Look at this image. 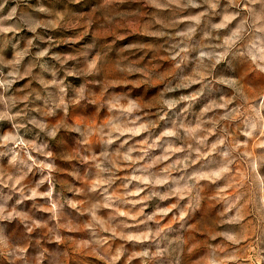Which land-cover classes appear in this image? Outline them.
Instances as JSON below:
<instances>
[{
  "label": "clouds",
  "instance_id": "9594fccd",
  "mask_svg": "<svg viewBox=\"0 0 264 264\" xmlns=\"http://www.w3.org/2000/svg\"><path fill=\"white\" fill-rule=\"evenodd\" d=\"M0 264H264V0H0Z\"/></svg>",
  "mask_w": 264,
  "mask_h": 264
},
{
  "label": "rangeland",
  "instance_id": "374dc122",
  "mask_svg": "<svg viewBox=\"0 0 264 264\" xmlns=\"http://www.w3.org/2000/svg\"><path fill=\"white\" fill-rule=\"evenodd\" d=\"M125 42H127V41H125Z\"/></svg>",
  "mask_w": 264,
  "mask_h": 264
}]
</instances>
